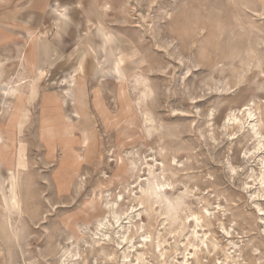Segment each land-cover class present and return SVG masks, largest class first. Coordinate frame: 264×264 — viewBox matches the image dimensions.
Returning <instances> with one entry per match:
<instances>
[{
	"label": "rangeland",
	"instance_id": "1",
	"mask_svg": "<svg viewBox=\"0 0 264 264\" xmlns=\"http://www.w3.org/2000/svg\"><path fill=\"white\" fill-rule=\"evenodd\" d=\"M0 264H264V0H0Z\"/></svg>",
	"mask_w": 264,
	"mask_h": 264
},
{
	"label": "bare ground",
	"instance_id": "2",
	"mask_svg": "<svg viewBox=\"0 0 264 264\" xmlns=\"http://www.w3.org/2000/svg\"><path fill=\"white\" fill-rule=\"evenodd\" d=\"M6 144V143H5Z\"/></svg>",
	"mask_w": 264,
	"mask_h": 264
}]
</instances>
